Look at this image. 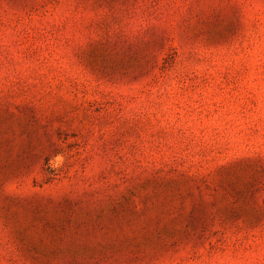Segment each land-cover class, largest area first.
I'll return each instance as SVG.
<instances>
[{
  "label": "rangeland",
  "instance_id": "obj_1",
  "mask_svg": "<svg viewBox=\"0 0 264 264\" xmlns=\"http://www.w3.org/2000/svg\"><path fill=\"white\" fill-rule=\"evenodd\" d=\"M0 264H264V0H0Z\"/></svg>",
  "mask_w": 264,
  "mask_h": 264
}]
</instances>
